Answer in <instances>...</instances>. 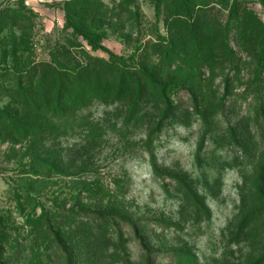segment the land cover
<instances>
[{
	"label": "rangeland",
	"instance_id": "374dc122",
	"mask_svg": "<svg viewBox=\"0 0 264 264\" xmlns=\"http://www.w3.org/2000/svg\"><path fill=\"white\" fill-rule=\"evenodd\" d=\"M263 33L264 0H0V115L17 121L0 116V264H264ZM90 59L161 74L175 118L149 87L72 82ZM58 80L87 82L66 101L82 108L26 124Z\"/></svg>",
	"mask_w": 264,
	"mask_h": 264
},
{
	"label": "trees",
	"instance_id": "16d2710c",
	"mask_svg": "<svg viewBox=\"0 0 264 264\" xmlns=\"http://www.w3.org/2000/svg\"><path fill=\"white\" fill-rule=\"evenodd\" d=\"M187 5V3H186ZM184 7V6H183ZM188 8V7H185ZM65 26L71 27L78 36H80L83 40L87 42V44L94 50L100 49L102 51L108 52V49H106L98 40L100 37L103 38L101 35H93L90 33V30L87 29L81 22L78 20H75L69 12L66 14L65 17ZM195 26V25H193ZM263 39H264V33H263ZM112 55V54H110ZM264 59V54L263 57ZM103 63V64H102ZM108 66L103 60H93L90 59L85 65H82L79 70L76 72H72V82L75 81V79L84 77L88 78L87 82L89 84V81L91 78H93L96 83L99 82L100 78L104 76V78L101 81H104V85H97L99 88L96 89L97 94L100 93H111L113 96H120L124 93L128 92H134V93H140L142 89H146L149 87V90L151 91L150 94L153 97L152 104L155 107L156 110V120L160 122V120L165 119H174L176 116V108L172 104V102L167 97V87L163 84L162 80L159 79V76L156 75V71L152 68H141L137 73L132 74L130 72H126L122 70L121 68L115 69L113 72L114 74L107 77L104 73V66ZM137 78V79H136ZM87 82L83 81L80 83H76L74 87H70L67 89V87L64 89L63 82L54 81V87L53 90L56 91V94H52V98H46L44 100L41 99V104L44 105L45 108H48V110L44 114H39V116H34L32 113H27V110L24 109L23 112V121L25 123H35V124H51L54 121H59L62 118H68L70 115V112L72 110H78L81 109L83 104L82 101H79L76 107L67 108V100L68 98L72 99H80L84 98L87 95H89L90 89L88 88ZM44 97V96H43ZM71 99V100H72ZM69 104V102H68ZM70 105V104H69ZM71 106V105H70ZM153 107V108H154ZM4 119L5 123H9V127L11 128L13 124H16L17 121H13L11 116L8 115H0ZM19 127V125H18ZM9 129L8 127H6ZM47 130V128H46ZM45 128L42 127H36V129H27L26 127L21 131L23 136L25 138H31L34 139V136L38 132H44L47 131ZM51 168V166H49ZM49 227V226H48Z\"/></svg>",
	"mask_w": 264,
	"mask_h": 264
}]
</instances>
